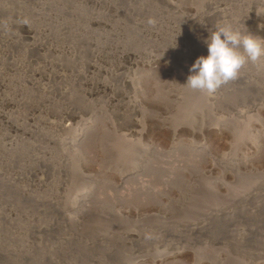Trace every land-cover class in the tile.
Returning a JSON list of instances; mask_svg holds the SVG:
<instances>
[{"label":"rangeland","instance_id":"1","mask_svg":"<svg viewBox=\"0 0 264 264\" xmlns=\"http://www.w3.org/2000/svg\"><path fill=\"white\" fill-rule=\"evenodd\" d=\"M221 23L264 0H0V264H264V56L183 84Z\"/></svg>","mask_w":264,"mask_h":264},{"label":"clouds","instance_id":"2","mask_svg":"<svg viewBox=\"0 0 264 264\" xmlns=\"http://www.w3.org/2000/svg\"><path fill=\"white\" fill-rule=\"evenodd\" d=\"M147 23L153 25L155 21L149 17ZM203 43L206 54L195 58L183 84L207 94L235 78L247 61L255 63L264 56V39L229 23L217 24Z\"/></svg>","mask_w":264,"mask_h":264},{"label":"bare ground","instance_id":"3","mask_svg":"<svg viewBox=\"0 0 264 264\" xmlns=\"http://www.w3.org/2000/svg\"><path fill=\"white\" fill-rule=\"evenodd\" d=\"M93 1L97 3L99 0H93ZM95 21H96V19H95ZM97 22H98V23H102V22H99L98 20H97ZM27 28H28V29H27L28 32H31V31H32L31 28H30V26H28Z\"/></svg>","mask_w":264,"mask_h":264}]
</instances>
